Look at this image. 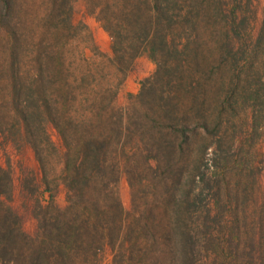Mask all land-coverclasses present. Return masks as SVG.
Here are the masks:
<instances>
[{
	"label": "rangeland",
	"instance_id": "1",
	"mask_svg": "<svg viewBox=\"0 0 264 264\" xmlns=\"http://www.w3.org/2000/svg\"><path fill=\"white\" fill-rule=\"evenodd\" d=\"M205 1L199 32L197 37L193 34L184 62L187 89L183 90L173 87L171 78L163 75L164 70L156 76L158 65L148 53L136 56L121 69L114 59L113 37L91 11L88 0H73L75 32L58 41L36 34L39 29L29 14H35L37 4L29 1L25 6L23 15L29 22L24 33L28 38L21 46L27 71L23 80L16 82L18 95L15 88L11 90L13 103L8 109H14L18 102L26 104L28 96L39 94L29 107L40 105L42 114L38 119L47 131L41 142L52 162L45 179L33 145L23 128L21 132L18 124L14 125L15 113L6 118L0 114V164L11 174L10 190L0 195V218L4 223L0 228L12 229L15 235L10 246L0 240V264H47L37 258L35 261V250L42 248L46 211L49 216L55 214L52 200L58 207L68 205V189L62 181L64 164L60 162L66 144L54 120L75 145L83 135V121L94 112H106L110 124L107 133L113 131L114 135H107L112 140L111 160L119 165L112 184L113 196L124 208L126 222L137 223L140 218L145 231L152 229L151 214L162 210L172 195L169 188L156 185L162 171L174 162L167 121L158 124L167 110L174 123L201 127L191 149L208 144L206 156L212 160L207 170L212 175L221 173L220 187L206 186L203 190V203L211 204L219 215L210 230L213 240L201 238V251L187 264H264L260 231L264 225L260 224L264 222V0ZM52 44H63L64 52L46 57L42 76L33 79L31 76L39 71L37 49L43 52ZM171 76L174 81V73ZM145 79L150 82L145 100L140 102L137 97ZM162 96H171L172 102ZM122 131L129 132L131 139H118ZM178 165L182 166L184 180L192 169L189 153ZM174 177L173 172L166 173L167 180ZM173 208H169V225L175 221ZM247 230L250 236L245 235ZM255 230L256 237L252 236ZM113 261L114 251L107 246L96 264ZM177 263L175 257L171 264Z\"/></svg>",
	"mask_w": 264,
	"mask_h": 264
},
{
	"label": "trees",
	"instance_id": "2",
	"mask_svg": "<svg viewBox=\"0 0 264 264\" xmlns=\"http://www.w3.org/2000/svg\"><path fill=\"white\" fill-rule=\"evenodd\" d=\"M29 1L37 4L35 14H29L39 29L35 31L36 34L58 41L63 36L68 38L72 31L75 32L72 21L73 0H0V114L6 118L12 116L11 112L15 113L14 125L18 124L21 132L23 128L40 160L45 179H48L52 160L47 158L41 142L43 132L47 133L38 119L42 110L38 103L34 109L29 107L39 94H33L32 98L28 96L26 104L20 105L18 102L13 105L14 109H8L13 103L10 99L11 90L15 88V96L18 95L16 82L23 80L26 76L24 72L27 71L22 63L25 51L21 44L28 38L24 32L29 20L23 12ZM88 1L91 11L113 37L114 59L121 69L124 70L136 56L148 53L158 65L156 76L164 70L163 75L171 78L173 87L187 89L184 62L195 38L193 34L197 37L199 32L206 8L205 0ZM63 47V44H52L43 52L40 47H35L39 71L31 77L38 80L45 69L46 57L62 54ZM64 68L61 63L60 70L63 71ZM149 82V79L142 81L137 97L140 102L145 100ZM162 97L172 102L171 96ZM112 113L115 114L114 108ZM221 116L222 112L218 117ZM172 119L168 110L158 119V124L167 121L168 141L171 140L169 144L173 150L174 162L162 171V177L155 182L157 186L169 188L172 195L170 199L167 198L162 210L151 214L152 229L146 231L140 224V218L137 223H134L135 220L126 222V217H123L126 212L113 196L112 184L118 177L119 165L118 161L111 160L109 145L112 140L107 135L113 138L114 135L113 131L107 133L110 124L106 112H94L88 120L83 121L85 129L75 145L67 140L69 138L62 126L53 121L66 144L60 162L64 164L62 181L68 189V205L58 207L53 200L50 202L55 214L49 216L50 212L46 211L42 224V248L35 250V261L37 258L40 263L47 261V264H96L99 256L110 246L114 251L113 264H171L175 257L178 259L177 264H187L192 256L201 251L198 247L201 238L210 237L213 240L210 230L218 222L219 215L214 213L211 204L206 206L203 203L206 200L203 190L206 186L213 188L221 184V173L216 171L212 175L207 170L212 160L206 156L208 144H201L197 150L191 149L194 138L202 132L201 127L195 125L190 128L174 123ZM104 125H107L106 129L102 130ZM203 127L209 130L206 125ZM124 136L127 139L132 137L126 131L117 134L118 139H123ZM187 153L190 155L192 169L183 180L184 171L178 161ZM167 172H173L174 179L167 180ZM10 188L11 174L0 164V195ZM218 201L217 204L220 203ZM173 205L176 207L173 208L175 210L172 215L175 221L173 225H169V208ZM129 214L127 212V216ZM2 224L4 223L0 218V226ZM260 229L261 241L264 242V225ZM245 235L250 236L248 230ZM14 236L12 229L3 231L0 228V240L7 242L8 246L15 242ZM252 236L256 237V230ZM240 245H237V251L240 250Z\"/></svg>",
	"mask_w": 264,
	"mask_h": 264
}]
</instances>
